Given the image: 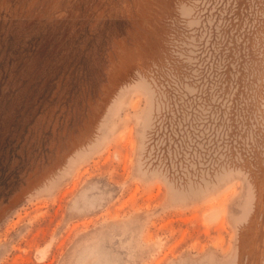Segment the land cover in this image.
<instances>
[{
  "label": "rangeland",
  "instance_id": "rangeland-1",
  "mask_svg": "<svg viewBox=\"0 0 264 264\" xmlns=\"http://www.w3.org/2000/svg\"><path fill=\"white\" fill-rule=\"evenodd\" d=\"M0 264H264V0H0Z\"/></svg>",
  "mask_w": 264,
  "mask_h": 264
}]
</instances>
